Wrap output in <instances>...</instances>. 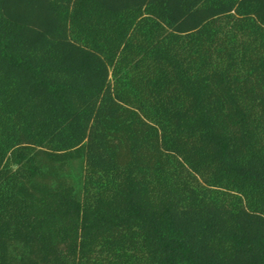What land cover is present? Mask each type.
<instances>
[{"label": "trees", "instance_id": "trees-1", "mask_svg": "<svg viewBox=\"0 0 264 264\" xmlns=\"http://www.w3.org/2000/svg\"><path fill=\"white\" fill-rule=\"evenodd\" d=\"M0 264H264V0H0Z\"/></svg>", "mask_w": 264, "mask_h": 264}]
</instances>
